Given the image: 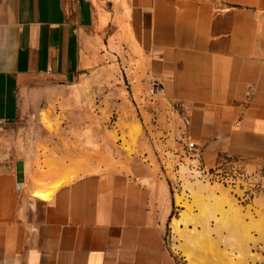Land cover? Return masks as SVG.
Here are the masks:
<instances>
[{"label": "crops", "instance_id": "1", "mask_svg": "<svg viewBox=\"0 0 264 264\" xmlns=\"http://www.w3.org/2000/svg\"><path fill=\"white\" fill-rule=\"evenodd\" d=\"M118 67L159 152L232 153L264 188V0H0V264H179L155 173L85 168L22 124L79 115Z\"/></svg>", "mask_w": 264, "mask_h": 264}, {"label": "rangeland", "instance_id": "2", "mask_svg": "<svg viewBox=\"0 0 264 264\" xmlns=\"http://www.w3.org/2000/svg\"><path fill=\"white\" fill-rule=\"evenodd\" d=\"M109 74L119 82L99 89L79 115L54 121L48 111L41 115L26 111L22 124L42 141L45 153L81 151L85 168L139 167L146 174L155 173L173 205L163 222L166 246L179 264H264V201L258 198L264 188L244 171H220L217 164L196 177L185 174L188 170L182 167L181 180H175L165 168L171 154L164 158V152L155 148L128 73L118 67ZM28 86L49 85L34 79ZM177 148L182 150V146Z\"/></svg>", "mask_w": 264, "mask_h": 264}, {"label": "built area", "instance_id": "3", "mask_svg": "<svg viewBox=\"0 0 264 264\" xmlns=\"http://www.w3.org/2000/svg\"><path fill=\"white\" fill-rule=\"evenodd\" d=\"M157 88L158 84L154 83V90H157ZM182 141L183 145L181 151H179L178 148L165 150L164 158H167L168 154H171V157H169L170 165L164 162L166 170L174 175L175 180H181L182 167H186L188 171H186L185 174L189 176L192 175V177H196L195 175L197 173H209L210 169L208 170V166L203 159V148L189 139H183ZM235 160V155L227 153L224 159L217 163V167H219L220 171L223 169L238 171L239 168L234 164ZM188 161H190V163H188ZM212 168L214 169L215 167L213 166ZM199 177H201V175Z\"/></svg>", "mask_w": 264, "mask_h": 264}, {"label": "bare ground", "instance_id": "4", "mask_svg": "<svg viewBox=\"0 0 264 264\" xmlns=\"http://www.w3.org/2000/svg\"><path fill=\"white\" fill-rule=\"evenodd\" d=\"M47 121H48V120H47ZM200 188H201L202 191L204 190V188H203L202 186H201ZM37 196H39L41 199L49 200L50 197H51V192H38V193H37ZM184 205H185V204H184ZM183 216H185V215L183 214ZM185 217H186V216H185ZM183 220H184V219H183ZM180 222H181V220H180V221H176L177 229H178V227H179ZM188 237H189V236H188Z\"/></svg>", "mask_w": 264, "mask_h": 264}]
</instances>
